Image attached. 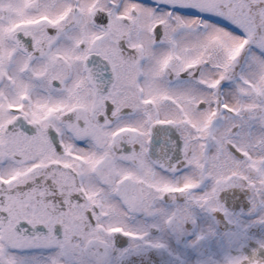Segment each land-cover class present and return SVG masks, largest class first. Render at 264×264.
<instances>
[{
    "label": "snow or ice",
    "instance_id": "obj_1",
    "mask_svg": "<svg viewBox=\"0 0 264 264\" xmlns=\"http://www.w3.org/2000/svg\"><path fill=\"white\" fill-rule=\"evenodd\" d=\"M0 264H264V0H0Z\"/></svg>",
    "mask_w": 264,
    "mask_h": 264
}]
</instances>
